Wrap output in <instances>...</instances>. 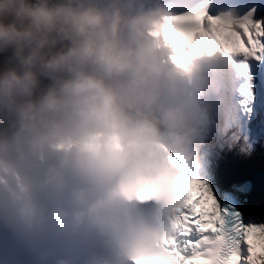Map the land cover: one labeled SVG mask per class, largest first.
Here are the masks:
<instances>
[{
    "label": "trees",
    "instance_id": "trees-1",
    "mask_svg": "<svg viewBox=\"0 0 264 264\" xmlns=\"http://www.w3.org/2000/svg\"><path fill=\"white\" fill-rule=\"evenodd\" d=\"M14 48L10 52L0 49V68L3 69L0 75L9 78L11 83L7 84L18 94L29 96L30 101L25 105L40 99L39 95L43 92L59 89L67 96L60 85L52 80L55 76L54 68L58 67L57 57L52 52L38 48L30 51L19 49V46ZM42 100L50 99L42 97Z\"/></svg>",
    "mask_w": 264,
    "mask_h": 264
},
{
    "label": "bare ground",
    "instance_id": "bare-ground-1",
    "mask_svg": "<svg viewBox=\"0 0 264 264\" xmlns=\"http://www.w3.org/2000/svg\"><path fill=\"white\" fill-rule=\"evenodd\" d=\"M69 23V22H68ZM64 28H66V26L65 25H60L59 26V30H58V32L57 33H55V32H52L51 34H50V36H49V38L53 41V40H58L59 42H60V38H59V35L61 34V32L63 31V29ZM23 40V39H22ZM41 46V45H40ZM57 46H59V44L57 43ZM44 47L46 48V50L47 51H49V52H52L53 53V51H54V49H51V48H49L48 47V49H47V45H45L44 44ZM54 52H56V51H54ZM58 53V52H57ZM59 54V53H58ZM59 56H60V54H59ZM154 99V98H153ZM157 106V105H156ZM221 106V105H220ZM158 107V110H159V113L158 112H155V111H153V109L152 110H150V113L151 114H158L160 117H153V115H151L154 119H156V120H159L160 122H162V123H165L164 121H163V119H161V116H164V117H162V118H168V116H166V114L164 115L162 112H164L163 111V109L162 108H160L159 106H157ZM221 108H222V106H221ZM131 110V109H130ZM134 112H137V111H134ZM146 113H148L147 111H146ZM78 120H79V124H83L84 123V120L83 119H81L79 116H78ZM168 120V119H167ZM176 120H178L179 122H183L184 120H185V118H177ZM175 120V122H177ZM168 123H166L169 127H175L174 125H172L173 123H169V122H172V121H167ZM174 122V123H175ZM51 127L52 128H56V125L55 124H51ZM71 128V121H69V122H66L64 125H63V129H66V128ZM98 130V129H97ZM94 132H95V134H92L89 138H87V146H86V149L84 150L86 153H90L91 152V148L92 147H95V149H97V148H101V142H100V137L99 136H101L98 132H96L95 130H93ZM25 144H23L22 146H21V149L22 150H24L25 152H27L26 151V145L24 146ZM24 152V155H27V156H30L29 155V152H27V153H25ZM32 159H31V157H28V159L26 160V163H27V171H29V172H31L30 170L33 168V166H32V164H34L32 161H31ZM30 169V170H29ZM27 175H28V177H29V179L31 178V174H29V173H26ZM0 180H1V178H0ZM6 181V180H5ZM16 183H20V182H18V181H16ZM22 185H24V186H26V183H23ZM32 185V184H31ZM33 186V189H34V191H35V187H34V185H32ZM121 213V210H114V211H112V215L109 217H107V218H113L112 220H115V219H119L120 218V216L121 215H119ZM84 217H85V215H84ZM124 220H129V219H124ZM94 221V220H93ZM78 223H81L79 220L77 221ZM88 222H90V219H88ZM88 222H87V220L84 222V224H83V226H84V228H90V227H94V224H88ZM106 244H102V245H98V247H100V248H105L106 246H105Z\"/></svg>",
    "mask_w": 264,
    "mask_h": 264
},
{
    "label": "water",
    "instance_id": "water-1",
    "mask_svg": "<svg viewBox=\"0 0 264 264\" xmlns=\"http://www.w3.org/2000/svg\"><path fill=\"white\" fill-rule=\"evenodd\" d=\"M0 71L1 68H0ZM1 73V72H0ZM7 82L11 81L8 77L0 75V107L7 106V109L11 112L10 119L8 121H15L21 118L19 106L29 101V96L25 94H18L14 91ZM2 105V106H1ZM3 108V107H2Z\"/></svg>",
    "mask_w": 264,
    "mask_h": 264
},
{
    "label": "rangeland",
    "instance_id": "rangeland-1",
    "mask_svg": "<svg viewBox=\"0 0 264 264\" xmlns=\"http://www.w3.org/2000/svg\"><path fill=\"white\" fill-rule=\"evenodd\" d=\"M19 40H21V41H22V39H19ZM1 106H2V105H1ZM35 106H36V107H38V105H37V104H35ZM42 116H43V115L36 116V114H35V115H31V116H29V117H28V119H31V120H36V119H40V118H42ZM48 118H49V116L45 117V119H46V120H48Z\"/></svg>",
    "mask_w": 264,
    "mask_h": 264
}]
</instances>
